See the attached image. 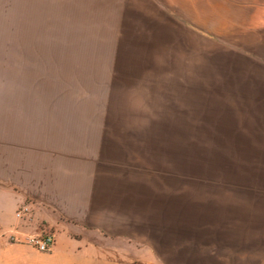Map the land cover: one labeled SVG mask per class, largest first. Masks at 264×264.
Instances as JSON below:
<instances>
[{"label": "rangeland", "instance_id": "1", "mask_svg": "<svg viewBox=\"0 0 264 264\" xmlns=\"http://www.w3.org/2000/svg\"><path fill=\"white\" fill-rule=\"evenodd\" d=\"M90 16V0H0V156L22 148V175L68 166L101 203L134 206V240L118 244L137 262L200 253L217 237L264 251V131L207 126L187 101L192 76L213 74L215 56H202L211 48L161 21L107 35ZM36 205L23 200L19 221L56 242ZM77 226L68 220L72 236Z\"/></svg>", "mask_w": 264, "mask_h": 264}, {"label": "crops", "instance_id": "2", "mask_svg": "<svg viewBox=\"0 0 264 264\" xmlns=\"http://www.w3.org/2000/svg\"><path fill=\"white\" fill-rule=\"evenodd\" d=\"M90 1L97 32L122 36L132 20L161 21L162 27L185 31L193 40L188 45L211 48L202 56H215L213 74L192 76L193 97L187 101H198L207 126L235 134L240 128L264 131V0ZM183 87L187 92V83ZM21 167L22 148L5 149L0 156V264H263L262 247L233 249L221 237L206 242L200 253L174 248L173 260L137 262L118 244L134 240V206L101 203L68 166L40 163L23 175ZM26 198L39 204L35 213L45 221L44 231L58 232L49 253L18 241L40 228L16 216ZM68 220L78 224L77 237L68 232Z\"/></svg>", "mask_w": 264, "mask_h": 264}, {"label": "built area", "instance_id": "3", "mask_svg": "<svg viewBox=\"0 0 264 264\" xmlns=\"http://www.w3.org/2000/svg\"><path fill=\"white\" fill-rule=\"evenodd\" d=\"M27 209L23 208L20 212L19 209L16 213V216L19 218L22 212H26ZM28 244L35 247L42 253L50 252L53 248V244H55V238L52 234H45L44 236H30L28 237Z\"/></svg>", "mask_w": 264, "mask_h": 264}, {"label": "trees", "instance_id": "4", "mask_svg": "<svg viewBox=\"0 0 264 264\" xmlns=\"http://www.w3.org/2000/svg\"><path fill=\"white\" fill-rule=\"evenodd\" d=\"M194 142H197V144L199 143H216V145H254V144H248V143H244L242 141L240 142H235L234 140H197L194 139ZM224 148H226V146H224Z\"/></svg>", "mask_w": 264, "mask_h": 264}]
</instances>
